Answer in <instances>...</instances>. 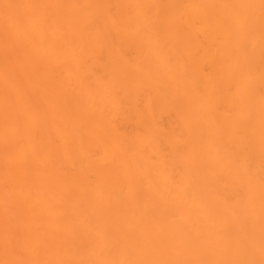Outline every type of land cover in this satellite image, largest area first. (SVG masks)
I'll return each mask as SVG.
<instances>
[{
	"label": "bare ground",
	"instance_id": "6f19581e",
	"mask_svg": "<svg viewBox=\"0 0 264 264\" xmlns=\"http://www.w3.org/2000/svg\"><path fill=\"white\" fill-rule=\"evenodd\" d=\"M0 264H264V0H0Z\"/></svg>",
	"mask_w": 264,
	"mask_h": 264
}]
</instances>
